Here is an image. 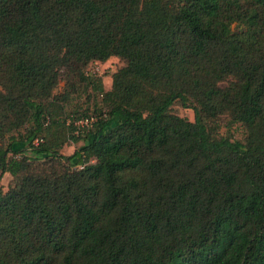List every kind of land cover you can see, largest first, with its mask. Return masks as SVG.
I'll return each instance as SVG.
<instances>
[{"label": "trees", "instance_id": "trees-1", "mask_svg": "<svg viewBox=\"0 0 264 264\" xmlns=\"http://www.w3.org/2000/svg\"><path fill=\"white\" fill-rule=\"evenodd\" d=\"M0 264H264V0H0Z\"/></svg>", "mask_w": 264, "mask_h": 264}, {"label": "rangeland", "instance_id": "rangeland-1", "mask_svg": "<svg viewBox=\"0 0 264 264\" xmlns=\"http://www.w3.org/2000/svg\"><path fill=\"white\" fill-rule=\"evenodd\" d=\"M234 31H237L234 25L232 26ZM124 65L123 61L117 56L111 57L106 62H93L90 63L84 70V73L87 77H94L96 79H101L104 90L108 91L111 88V76L122 66ZM56 94L64 93V83H60L59 87L55 90ZM100 97H92L89 93V97L83 95L79 98H73L70 104L66 105V114H74L73 116L82 118L85 112L94 115V110L97 108ZM68 106V107H67ZM172 112L176 115L187 119L188 121L194 120V113L191 109L182 108L179 104H175L172 107ZM72 116V117H73ZM74 118V117H73ZM219 131L222 137L228 138L233 141H243L245 137L244 127L235 122H231L229 119H224L219 124ZM82 145V142H79L75 145L66 146L62 151V155L70 156L73 152ZM11 180V177L8 174H4L1 180V185L3 191L7 190L8 184Z\"/></svg>", "mask_w": 264, "mask_h": 264}, {"label": "built area", "instance_id": "built-area-1", "mask_svg": "<svg viewBox=\"0 0 264 264\" xmlns=\"http://www.w3.org/2000/svg\"><path fill=\"white\" fill-rule=\"evenodd\" d=\"M71 121V119L68 121V123ZM98 121L97 116H87L83 117L77 120H72V124L74 127V135L79 136L84 134L85 132H88ZM34 145L38 144V140H35L33 142Z\"/></svg>", "mask_w": 264, "mask_h": 264}]
</instances>
